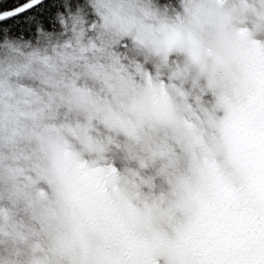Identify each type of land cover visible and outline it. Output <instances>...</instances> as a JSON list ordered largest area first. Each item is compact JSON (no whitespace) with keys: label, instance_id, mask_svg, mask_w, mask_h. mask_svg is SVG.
<instances>
[{"label":"snow or ice","instance_id":"obj_1","mask_svg":"<svg viewBox=\"0 0 264 264\" xmlns=\"http://www.w3.org/2000/svg\"><path fill=\"white\" fill-rule=\"evenodd\" d=\"M0 264H264V0H0Z\"/></svg>","mask_w":264,"mask_h":264}]
</instances>
